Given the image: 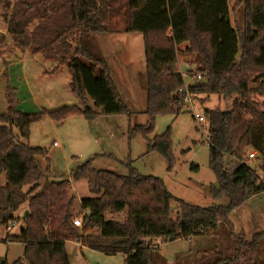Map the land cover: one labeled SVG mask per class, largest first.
Instances as JSON below:
<instances>
[{
	"label": "trees",
	"instance_id": "16d2710c",
	"mask_svg": "<svg viewBox=\"0 0 264 264\" xmlns=\"http://www.w3.org/2000/svg\"><path fill=\"white\" fill-rule=\"evenodd\" d=\"M116 3L0 0V22L8 35L6 39L0 33L1 42L10 41L22 54L66 65L70 91L83 103L80 109L23 113L17 108L8 72L4 75L7 112L0 114V227L5 229L19 212L28 211L20 234H7L4 241L24 246V257L13 264H71L68 242L106 255L124 254L125 264H156L154 242L189 241L213 233L220 225L229 231L226 255L204 257L208 261L202 264H264L260 260L264 233L249 239L237 236L230 222L236 209L264 193L260 179L264 175V0L239 1L243 35L232 24L228 0H126L117 8ZM114 13H122L123 30L112 29ZM117 32L141 34L144 41L146 104L142 113L148 121L131 128L130 134H141L147 153L158 152L168 169L173 166L169 135L151 139V134L159 115H178L185 109L186 82L177 70L180 45L188 44L187 51L195 55L198 65L195 73L202 76L188 87L189 94L207 100L214 95L231 103L227 111L204 113L209 168L216 178V187L211 186L209 193L215 202L226 200L227 205L192 206L173 197L159 178L144 177L134 169L128 175L98 170L91 160L71 175L74 182H86L92 196L81 200L80 213L75 211L74 195L70 197L68 179L47 178L41 183L44 174L39 161L47 152L29 144L34 122L45 114L60 122L70 114L89 121L99 115H132L113 85L106 61L92 46L96 37ZM86 102H92L99 113ZM191 168L199 171L197 166ZM173 205L177 219L171 215ZM107 213L126 217L122 223L108 220ZM75 218L82 219L81 228L74 226Z\"/></svg>",
	"mask_w": 264,
	"mask_h": 264
},
{
	"label": "rangeland",
	"instance_id": "374dc122",
	"mask_svg": "<svg viewBox=\"0 0 264 264\" xmlns=\"http://www.w3.org/2000/svg\"><path fill=\"white\" fill-rule=\"evenodd\" d=\"M239 1L228 0V5L230 10L233 9L232 24L243 35V8L237 6ZM125 2L126 0H117L115 7ZM112 23V29L115 31L123 30L122 13H114ZM0 33L8 39L6 25L2 21ZM142 37L141 34H123L115 38L112 34L100 35L92 45L107 61L113 85L132 113L130 117L125 114L111 117L99 115L94 121H89L80 114H70L60 122L45 114L42 119L31 125L29 144L47 152L46 158L39 161L44 174L41 183L44 184L47 178L49 181L68 179L70 191L75 192V211L80 213L81 200L92 196L87 183L74 182L71 175L74 169L91 160L94 168L112 170L120 175H128L130 170L134 169L144 177L159 178L173 197L192 206L208 208L219 204L227 205L226 200L215 202L210 196L209 188L216 187V178L209 168L208 126L205 122L198 123L197 117H204L205 111H227L231 107L229 101L214 95L207 100V97L198 95L189 109H183L178 115L164 114L156 118L151 139L168 133L173 157L171 170L168 169L167 161L158 152L147 153V145L141 134L134 136L130 134L133 126H143L148 121L147 116L142 113L146 104V71ZM103 46L108 47V56H103L99 51ZM179 50V59L184 56L185 63L197 65L194 54L185 52L183 48ZM115 52L120 53L117 60L122 62L121 64H117L118 61L109 63L110 58L116 57ZM125 63L130 65L121 66ZM4 64L8 65L7 69ZM179 71L181 73L182 70ZM186 71L187 68L184 72ZM6 72L10 86L15 89L17 108L23 113H49L64 107L79 109L83 107L82 101L70 91L71 78L66 65L45 60L42 56L29 52L25 54L16 52L10 41L0 40V114L7 112V85L4 79ZM191 74L193 77L196 73ZM188 77L187 74L184 75L186 83L191 82L192 77ZM129 99L134 100L132 102ZM86 105L99 113L92 102H86ZM226 161L230 162L229 159ZM46 162L49 163V169ZM192 166H197L199 171H193ZM2 183H5V176L2 178ZM28 189L26 187L24 190ZM23 214L22 210L17 216L23 217ZM178 214L177 207L173 205L172 218L177 219ZM125 217V213L106 214L108 220L122 223ZM231 222H238L239 231L245 230L248 234L260 232L253 230L245 207L233 215ZM22 229L21 223L20 227L9 236L19 235ZM89 233L97 235V231L94 230H90ZM6 237L5 229L0 227V258L7 264H13L24 257V246L20 243L4 242ZM230 243L229 231L224 225H220L213 233L194 237L189 241L154 242L153 246L158 250L153 254V258L156 264H193L196 260L202 264L208 259H213L220 251L226 250ZM263 250L264 244L260 251ZM66 253L71 264H125L126 260L124 254L106 255L82 247L76 242L66 243ZM206 254L208 257H205L208 259L202 257Z\"/></svg>",
	"mask_w": 264,
	"mask_h": 264
},
{
	"label": "crops",
	"instance_id": "0c3cea01",
	"mask_svg": "<svg viewBox=\"0 0 264 264\" xmlns=\"http://www.w3.org/2000/svg\"><path fill=\"white\" fill-rule=\"evenodd\" d=\"M230 12H231V20H232V12H233V9L232 10H230ZM123 34H126V33H114V34H112L113 35V38H115V37H118L119 35H123ZM114 35H116V36H114ZM143 38V37H142ZM186 45V46H185ZM184 49V51L185 52H187V49H188V44L187 43H185V44H182V45H180L179 47H178V55H179V49ZM99 51L101 52V54H103V56H108V54H109V52H108V47L107 46H103V48H99ZM16 52H19V51H16ZM116 53V57H114V58H110L109 59V63H115V61L117 62L118 60H117V56H119L120 55V53L119 52H115ZM7 56L8 55H6V58H7ZM179 57H180V55L178 56V65H177V70H182L181 71V74L184 76L185 74H187V77H188V73L190 72V71H193V72H195L196 71V69H197V66L198 65H195V64H193V63H185V58L186 57H181L180 59H179ZM107 62V61H106ZM121 64L122 62H120V61H118V63L117 64ZM126 64L127 63H125V65H121V66H126ZM130 64H127V66H129ZM129 68V67H128ZM185 68H187V71L186 72H184V70H185ZM146 71V70H145ZM146 73V72H145ZM179 73H180V71H179ZM146 75V74H145ZM110 76H111V72H110ZM190 77V76H189ZM188 77V78H189ZM191 79L192 78H190V81H191ZM134 95V94H133ZM132 96V95H131ZM132 98H133V96H132ZM130 101H132L133 102V100L134 99H129ZM145 103H146V93H145ZM144 110H145V108H144ZM144 110H143V112H144ZM142 112V111H141ZM142 114V113H141ZM135 126H137V125H135ZM134 127V126H133ZM55 146H57L56 145V143H55ZM95 169H98V170H106V169H104V168H96L95 167ZM110 171H112V170H110ZM112 172H115V171H112ZM116 173V172H115ZM73 195H75V192L73 191ZM247 208V214H248V216H249V218H250V221H251V224H252V226H253V230H259L260 232H258V233H254V234H248L245 230H243V231H239V225H238V222H231V218L233 217V215H235L238 211H240L242 208ZM230 222H231V224L233 225V227H234V230H235V234L237 235V236H243V237H246L247 239H249V238H251L252 236H254V235H256V234H260V233H264V193H262V194H260V195H258V196H256V197H253V198H251L250 200H248L245 204H243L241 207H239L238 209H236L233 213H232V215H231V217H230ZM80 245V244H79ZM81 246V245H80ZM223 252H220V255L222 254V256H225L226 254V251L225 250H222ZM225 252V253H224ZM224 253V254H223ZM209 255H211V253H208ZM205 256H207V254L206 255H204V256H202V257H205ZM260 260L264 263V250H263V252H261V254H260Z\"/></svg>",
	"mask_w": 264,
	"mask_h": 264
},
{
	"label": "built area",
	"instance_id": "2783aa9c",
	"mask_svg": "<svg viewBox=\"0 0 264 264\" xmlns=\"http://www.w3.org/2000/svg\"><path fill=\"white\" fill-rule=\"evenodd\" d=\"M201 77L202 76L200 74H197V75H195V76L192 77L190 83H186L185 84V90L183 91V93L185 94V100H184V108L185 109H189V107L192 105L193 100L195 98L194 96H192L191 94H189L188 87L190 85L196 83L197 81H200L201 80ZM197 121H198V123L202 124V123L205 122V119H204V117L199 116V117H197ZM207 145H208V143H207ZM254 156H255V153L251 154L249 156V158L250 159H253ZM260 179L262 181H264V175H260ZM21 218H22V215H19V216H17L16 219H14L12 222H10L7 225V227L5 228V232L7 234H11L15 229L19 228L20 227V224H21ZM73 224H74L75 227L81 228L82 227V219L81 218H75L74 221H73Z\"/></svg>",
	"mask_w": 264,
	"mask_h": 264
},
{
	"label": "water",
	"instance_id": "95a60500",
	"mask_svg": "<svg viewBox=\"0 0 264 264\" xmlns=\"http://www.w3.org/2000/svg\"><path fill=\"white\" fill-rule=\"evenodd\" d=\"M72 195H73V190L70 191V197H72ZM27 215H28V211H25L23 214L22 220H24ZM4 263L5 261L2 258H0V264H4Z\"/></svg>",
	"mask_w": 264,
	"mask_h": 264
}]
</instances>
